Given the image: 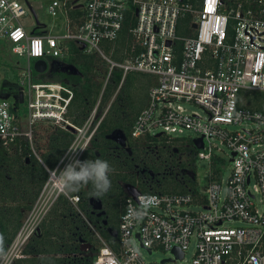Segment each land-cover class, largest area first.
I'll list each match as a JSON object with an SVG mask.
<instances>
[{
    "label": "built area",
    "instance_id": "obj_1",
    "mask_svg": "<svg viewBox=\"0 0 264 264\" xmlns=\"http://www.w3.org/2000/svg\"><path fill=\"white\" fill-rule=\"evenodd\" d=\"M27 3L0 0V40L10 54L4 53L27 59L25 68L1 67L11 74L10 81L0 77V148L6 155L23 158L29 151L46 170L42 159L52 155L50 138L69 126L73 140L65 153L77 150L80 158L101 120L94 122L100 98L82 125H72L67 112L73 89L59 79L36 78L30 61L64 62L69 44L91 53L102 41L113 48L121 39L120 61L101 54L108 65L101 94L114 70L122 72L118 88L128 72L154 77L130 137L189 133L191 141L201 138L200 149L192 142L196 159L230 162L226 180L213 170L204 194L122 197L116 249L89 224L100 242L89 264H264V112L239 99L244 90L264 93V0H52L48 14L64 18V33L56 35L46 34L34 17L32 28L21 23L32 14L29 8L34 11ZM4 82L10 88L3 89ZM19 91L26 116L18 114ZM60 159L53 168L64 167ZM61 195L78 211L79 196L50 184L47 172L0 264L27 257L23 247L46 215L39 217V207L51 208ZM140 195L155 196L158 203L142 220L126 222L127 209L140 207ZM154 248L167 257L146 261L142 251L150 255Z\"/></svg>",
    "mask_w": 264,
    "mask_h": 264
},
{
    "label": "trees",
    "instance_id": "obj_2",
    "mask_svg": "<svg viewBox=\"0 0 264 264\" xmlns=\"http://www.w3.org/2000/svg\"><path fill=\"white\" fill-rule=\"evenodd\" d=\"M125 32L123 29L122 34ZM121 39L110 47L111 59L120 61L119 52ZM72 46V60L59 62L66 67H72L73 77L70 83L73 87L74 99L70 103L67 118L72 125L80 126L89 116L91 110L96 105L101 90L102 81L94 79V66L91 59H78L80 49ZM72 52V51H71ZM105 65L104 62L101 64ZM129 73V72H128ZM127 73V74H128ZM117 90L122 72L114 70L109 81L106 83L98 108L107 104L110 106L103 119L98 124L95 135L90 141V145L85 149L79 160H106L112 171L109 174L111 188L106 194L94 196L91 184L82 186L79 191L68 193L76 194L80 198L77 209L72 207L66 197L59 196L52 205L48 214L40 221L37 231L33 234L30 243L24 249V255H34L36 257L20 258L13 264H89L91 257L74 256L82 253L80 250L82 243H91L89 234V224H96L100 232L103 233L105 240L116 249L117 244L114 236L107 231V211L105 200L109 195L116 197L122 193L121 184L137 186L142 193L157 194H186L195 193L193 185L195 182V172L192 163L196 159L197 150L192 146L191 139L170 138L165 135L159 137L146 136L142 138L149 145H162L156 151L159 160L153 158L147 160L145 151L135 145L130 138L131 126L139 112L130 110V103L133 95L147 91L149 86L144 83H127L126 77ZM54 77H63L57 75ZM60 78V79H61ZM113 98V99H112ZM246 107L248 105L244 104ZM256 109V108H255ZM258 110V109H257ZM264 112V110H258ZM120 131L125 138V145H118L105 138L106 135ZM73 140V134L67 130H56L51 142L52 155L47 156L51 161L47 164L53 168L61 156L66 152ZM125 149L128 151L126 152ZM147 154V151H146ZM152 154V153H151ZM154 155V154H152ZM143 162L149 173L159 179L158 182H149L150 185L143 183L139 175L130 173L134 165ZM173 167L172 173L163 168ZM183 172V173H181ZM147 176V175H146ZM47 180V172L36 158L25 151L23 158L8 156L0 148V201L7 200L12 202L24 201V205L0 206V234L4 237L5 249L9 246L17 231L23 223V213L30 211L33 204L37 201L39 194ZM121 183V184H120ZM139 184V185H137ZM92 200H98L100 208L92 206ZM88 229V230H87ZM54 239L69 240L72 245H63L62 248L54 246ZM100 246L92 245V252H96ZM61 254L63 257H37L38 255Z\"/></svg>",
    "mask_w": 264,
    "mask_h": 264
},
{
    "label": "rangeland",
    "instance_id": "obj_3",
    "mask_svg": "<svg viewBox=\"0 0 264 264\" xmlns=\"http://www.w3.org/2000/svg\"><path fill=\"white\" fill-rule=\"evenodd\" d=\"M52 0H28L29 3H31V5L34 8V11L37 15V19L38 22L45 26L44 28V32L46 34H51V35H56L59 33H64V18L60 17V18H54L51 15L48 14L47 12V6L48 4L51 2ZM21 23H23L26 27H30L32 28L35 25V20L33 18L32 14H26L24 15L21 19H20ZM72 44L68 45V49H69V55L65 58V61L70 59L72 60V54H73V49H72ZM110 47H112V45L106 41H102L98 44V49L92 51L91 53H86L82 50H80L79 55H78V59L81 58L82 60L85 59H91L93 66H94V79L97 81H104L105 77H106V71H107V63L106 60L101 56L104 55L105 57L108 58H112V56L110 55ZM3 48V49H1ZM6 45L5 42L3 40H0V77L4 76L5 81H10L11 80V74L9 73H4V70L1 68L3 67L4 69H8V68H12L16 63H18L19 67L25 68L26 67V63H27V59L25 57H19V56H11V58H9L7 56V54H5L4 52L6 51ZM74 48H77L76 46ZM72 51V52H71ZM9 53V52H7ZM10 54V53H9ZM33 62V60H32ZM32 62L30 61V64H32ZM102 62L105 63L104 66H102ZM17 77V74H15ZM14 74H12V76H15ZM16 77H14V81L16 80ZM127 83H136V82H140V83H144L145 85L150 86L153 82H154V77L147 75V74H142L139 72H129L127 74L126 77ZM1 84L2 81L0 80V88H1ZM102 87H103V82H102ZM119 88H117L118 90ZM148 91V90H147ZM147 91H144L142 93H137L136 95H133V99L130 103V110L132 112H139L140 110H142L144 108V106L146 105V101H147ZM101 96V93H100ZM99 96V98H100ZM113 99V98H112ZM239 99L241 100L242 104H246L248 106H250V108L255 109L256 110H264V93L261 92H257V91H252V90H244L241 92ZM112 101V100H110ZM108 102L107 104H105L104 106H101L100 108L97 107V110L94 114V122L97 123L100 119H102L106 112L109 109L110 103ZM11 102V100H10ZM12 103V102H11ZM95 107V106H94ZM19 111L18 114L20 116H26V103L24 104H20L19 105ZM94 109V108H93ZM91 110L90 114H92ZM89 114V115H90ZM96 120V121H95ZM154 136V135H153ZM185 138L188 139H192V135L189 133H185L184 134ZM135 145L138 146L141 150L145 151V156L147 160H152L153 158H155L156 155V151L159 148H163L162 145H149L146 142H144L142 139L134 141ZM147 151V154H146ZM154 155H152V154ZM46 161L47 164H50L51 161H49V158L44 157L42 160ZM37 160V159H36ZM38 161V160H37ZM39 162V161H38ZM137 164H139V167L136 169L135 167L132 168V170H130V173H133L135 175V172L138 171L139 173H142L143 170H141V168L145 169V167H143L144 165H142L140 162H138ZM222 164V165H221ZM146 166V165H145ZM192 167H194V172H195V182L192 188H194V190L200 194H204L208 183L210 181V175L213 173V170H218L220 177L223 179V181L226 180L228 174H229V168H230V162L228 161V159H224L223 162H216L213 165H210V163L207 160H199V159H194L193 163H192ZM170 170V169H169ZM143 173H149V172H143ZM18 199H13L12 202L7 201V200H2L0 201V206H13V205H24L25 202L24 201H16ZM99 205V204H98ZM105 205H106V211H107V215H108V219H107V227L109 228L111 234H115V232L118 229V222H119V216H120V207H119V201H118V197H116L114 194H111L108 196V198H106L105 200ZM33 206H35V203L33 204ZM32 206V209H33ZM97 207V206H96ZM39 208H41V211L39 212V217H41L42 213L45 214L47 213V211L49 210L50 207L47 206L43 207V205H41ZM31 209V210H32ZM47 209V211H46ZM192 210H195V208H190ZM30 211H25L23 213V223L27 220V218L30 216ZM196 210H199V208H196ZM39 219V218H38ZM41 220V219H40ZM38 221V220H37ZM38 226V224H37ZM89 226V234L92 237L91 238V243L87 244V243H82V245H85L84 249H81L80 251L82 253H77L74 256H89L90 255V250H91V246L95 245V246H100V242L97 238V235L94 233L93 229ZM94 228V230L105 240V237L103 235L102 232H100V230L97 228L96 224H94L92 226ZM33 236V233L31 234V236H29V238L27 239L24 247L30 243V240ZM115 239V238H114ZM116 242V239H115ZM54 246L58 247V248H62V246L65 245H72V243L69 240H61V239H54L53 242ZM23 247V248H24ZM23 252V251H22ZM191 252L188 251V254ZM59 256H57V254H51V255H38L37 257H63V255L58 254ZM142 255L144 257V259L146 261L149 262H158L164 258L167 257V252L162 250L161 248H154L153 252L149 255L147 254L146 251H142ZM31 257H36L34 255H30ZM13 264V262L11 263Z\"/></svg>",
    "mask_w": 264,
    "mask_h": 264
},
{
    "label": "clouds",
    "instance_id": "obj_4",
    "mask_svg": "<svg viewBox=\"0 0 264 264\" xmlns=\"http://www.w3.org/2000/svg\"><path fill=\"white\" fill-rule=\"evenodd\" d=\"M77 150H69L59 161L63 164L61 169L59 165L56 168L44 167L48 172V182L55 185L61 192L72 193L77 192L82 186L92 185L93 195L101 196L106 194L111 188L109 174L112 171L109 163L106 160H84L77 158ZM65 160L68 162L65 163ZM140 207L127 209V214L124 216L126 222L142 220L148 213V210L155 207L158 203L157 197L150 195L137 196ZM8 253L5 249L4 237L0 234V260H4Z\"/></svg>",
    "mask_w": 264,
    "mask_h": 264
},
{
    "label": "flooded vegetation",
    "instance_id": "obj_5",
    "mask_svg": "<svg viewBox=\"0 0 264 264\" xmlns=\"http://www.w3.org/2000/svg\"><path fill=\"white\" fill-rule=\"evenodd\" d=\"M58 63H59V61H57V60H54V61H50L49 62V67H48V70L46 71V73H45V75L46 76H49V77H52V76H57V75H62L63 77L61 78V77H59V79L61 80V81H63V82H65L66 84H68L72 89H73V87H72V84L70 83V78H72L73 77V73H71V72H69V71H67V70H62V68H59L57 65H58ZM103 119V118H102ZM101 119V120H102ZM100 120V121H101ZM96 121V120H95ZM100 121H99V123H100ZM98 123V124H99ZM98 127V126H97ZM97 129V128H96ZM95 132H96V130H95ZM95 132L93 133V135H92V137H91V139L93 138V136L95 135ZM56 133V132H55ZM55 133H54V135L52 136V138H50V141H49V143H50V147H51V142H52V140H53V138H54V136H55ZM105 138H107V139H109V140H111V141H113L114 143H116V146H115V149H117L118 148V145H125V138H124V136L121 134V132L120 131H115V132H113L112 134H109V135H106L105 136ZM131 138V137H130ZM91 139H90V141H91ZM131 140H133L132 138H131ZM90 141L87 143V145H86V148L85 149H87L88 148V146L90 145ZM51 149H52V147H51ZM84 149V150H85ZM125 151L126 152H128L126 149H125ZM155 159L157 160H159V157H157V156H155ZM142 165H144L143 167H145V164L143 163V162H140ZM134 167L137 169L138 167H139V164H135L134 165ZM163 168L164 169H166L167 171H169V173L168 174H170V173H172L171 171L173 170V167L172 166H170V167H166L165 165H163ZM170 169V170H169ZM141 170H143L142 171V173H139L138 171H136L135 172V175L137 176V175H139L140 176V179L142 180V182L143 183H146L147 185H150V183L149 182H158L159 181V179L158 178H156L155 177V175H153L152 173H143V172H149V170H147L146 168L145 169H143V168H141ZM181 173H183V172H181ZM147 175V176H146ZM121 184V183H120ZM137 185H139V184H137ZM121 187H122V193L121 194H118V201L122 198V197H124L125 195H127V194H129V190H135L136 192H140V190L137 188V186H131V185H128V184H121ZM99 204V202H98V200H92V206L93 207H96V206H99L98 205ZM51 209V208H50ZM50 209L48 210V212L46 213V214H48L49 213V211H50ZM90 255H89V257H91L92 256V254L93 253H95V252H92V246H91V250H90Z\"/></svg>",
    "mask_w": 264,
    "mask_h": 264
},
{
    "label": "water",
    "instance_id": "obj_6",
    "mask_svg": "<svg viewBox=\"0 0 264 264\" xmlns=\"http://www.w3.org/2000/svg\"><path fill=\"white\" fill-rule=\"evenodd\" d=\"M26 1V3H27V0H25ZM27 5H28V3H27ZM30 9V11H31V13L33 14V17L36 19V24L37 25H39V22H38V20H37V18H36V15H35V13H34V11H33V9H31V8H29ZM169 44V43H168ZM59 68H62V70H67V71H69V72H73V68L72 67H66V66H63L62 64H59L58 63V65H57ZM48 67H49V62L48 61H46V60H43V59H37V60H34L33 62H32V64H31V68H32V70H33V72L35 73V74H44V73H46V71L48 70ZM17 97H18V104H21L22 103V101H23V99H22V93H21V91H19L18 93H17ZM68 131H70L71 133H74V129H73V127H69L68 126ZM162 134L161 133H157V134H155L154 136L155 137H159V136H161ZM193 145L195 146V148L196 149H200L201 148V146H202V143H201V138H199V139H194L193 141ZM129 192V194L130 195H132L133 197H135L136 195H137V192L135 191V190H129L128 191ZM100 208V203H99V206H97V209H99ZM85 248V245H82L81 247H80V249H84ZM173 251L176 253V250L175 249H173ZM177 256H181L180 254H178Z\"/></svg>",
    "mask_w": 264,
    "mask_h": 264
},
{
    "label": "crops",
    "instance_id": "obj_7",
    "mask_svg": "<svg viewBox=\"0 0 264 264\" xmlns=\"http://www.w3.org/2000/svg\"><path fill=\"white\" fill-rule=\"evenodd\" d=\"M31 62H32V60H31ZM48 62H50V61H48ZM34 75H35V77L36 78H40V79H59V78H57V77H54V76H52V77H49V76H46L45 75V73L44 74H35L34 73ZM60 80V79H59ZM10 85H9V83L8 82H4V84H3V89H7V88H10L9 87ZM69 109H70V106H69V108H68V112H69ZM67 112V113H68ZM40 163V162H39ZM107 231L108 232H110V230L109 229H107ZM110 234H111V232H110ZM114 234H112V236H113ZM106 241V240H105ZM107 242V241H106ZM108 243V242H107ZM57 256H59L58 254H57ZM29 257H31L30 255H27V257H25V258H29ZM62 257V256H61Z\"/></svg>",
    "mask_w": 264,
    "mask_h": 264
}]
</instances>
